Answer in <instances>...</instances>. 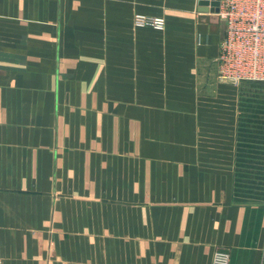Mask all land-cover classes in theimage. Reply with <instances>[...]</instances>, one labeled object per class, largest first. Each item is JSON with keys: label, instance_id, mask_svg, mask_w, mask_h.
Wrapping results in <instances>:
<instances>
[{"label": "crops", "instance_id": "1", "mask_svg": "<svg viewBox=\"0 0 264 264\" xmlns=\"http://www.w3.org/2000/svg\"><path fill=\"white\" fill-rule=\"evenodd\" d=\"M223 27L0 0V264H264V80H218Z\"/></svg>", "mask_w": 264, "mask_h": 264}, {"label": "built area", "instance_id": "2", "mask_svg": "<svg viewBox=\"0 0 264 264\" xmlns=\"http://www.w3.org/2000/svg\"><path fill=\"white\" fill-rule=\"evenodd\" d=\"M213 12L223 23L217 55V77L224 83L264 80V0H218ZM162 17L134 15L135 25L163 28ZM211 264H229V253L217 249Z\"/></svg>", "mask_w": 264, "mask_h": 264}, {"label": "water", "instance_id": "3", "mask_svg": "<svg viewBox=\"0 0 264 264\" xmlns=\"http://www.w3.org/2000/svg\"><path fill=\"white\" fill-rule=\"evenodd\" d=\"M218 4V0H198V10L215 12L218 9Z\"/></svg>", "mask_w": 264, "mask_h": 264}, {"label": "rangeland", "instance_id": "4", "mask_svg": "<svg viewBox=\"0 0 264 264\" xmlns=\"http://www.w3.org/2000/svg\"><path fill=\"white\" fill-rule=\"evenodd\" d=\"M135 14H143V13H135ZM134 14V15H135ZM143 15H145V16H149V17H156L155 15H147V14H143ZM217 15V14H216ZM218 16V15H217ZM158 17H162V16H158ZM219 17V16H218ZM163 18V17H162ZM220 19V18H219ZM163 20H164V18H163ZM221 20V19H220ZM164 24H165V20H164V23H163V28H164ZM133 25L135 26V27H145V26H147V27H152V26H149V25H141V26H137V25H135L134 24V19H133ZM154 28V27H153ZM163 28H161V29H159V30H162ZM156 29V28H155ZM235 85V84H234Z\"/></svg>", "mask_w": 264, "mask_h": 264}]
</instances>
